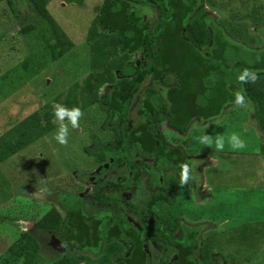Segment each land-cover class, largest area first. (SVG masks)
<instances>
[{"label": "trees", "instance_id": "16d2710c", "mask_svg": "<svg viewBox=\"0 0 264 264\" xmlns=\"http://www.w3.org/2000/svg\"><path fill=\"white\" fill-rule=\"evenodd\" d=\"M2 1L14 15L16 7L27 6L39 23L21 30L23 36L37 34L41 49L6 72L4 79L7 83L12 74L10 87L15 90L71 52L75 44L49 14L52 0ZM208 4L214 8L210 0ZM147 6L155 9L154 20ZM219 11L218 19L206 14L201 0H103L87 35L90 75L1 135L0 165L59 127L53 103L79 108L81 113L100 105L114 140L93 154L101 173L87 176L86 183L93 185L97 203L131 212L139 226L110 209L90 212L81 196L61 193L65 214L53 209L34 222L35 233L18 234L0 255V264H40L44 240L64 252L51 264H151L152 247L161 253L157 264H220L205 245L200 246L202 227L188 226L179 218L171 226L154 212L161 202L174 206L181 191L195 181L192 159L182 149L169 148L159 121L166 118L172 131L185 136L195 119L218 117L243 94L264 135V46L254 48L252 23L245 26L238 16L227 23ZM260 25L254 23L264 34ZM137 51L144 53V65L132 62ZM245 70L256 73L261 88L256 81L239 80ZM146 81L150 86L139 97L135 117L131 116L132 102ZM93 138L88 152L100 146ZM123 164L132 175L128 180H102ZM185 165L189 179L182 183ZM143 179L147 194L139 204L131 197Z\"/></svg>", "mask_w": 264, "mask_h": 264}, {"label": "rangeland", "instance_id": "374dc122", "mask_svg": "<svg viewBox=\"0 0 264 264\" xmlns=\"http://www.w3.org/2000/svg\"><path fill=\"white\" fill-rule=\"evenodd\" d=\"M208 1L201 0L206 14L218 19L220 10L227 23L234 22L237 16L244 25L252 23L254 48L264 46L263 32L254 27V23L258 22L264 28V0H210L214 4L213 9ZM102 4L103 0H84L83 4L69 3L67 0L50 1L47 6L49 14L75 44V48L63 58L50 63L33 79L22 82L20 87L12 90V74L7 76L6 83V72L41 49L37 34L23 36L21 30L27 24L38 26L39 23L27 6L16 7L14 15L6 1L0 3V136L90 75L87 35L97 15L96 10ZM147 7L154 20L155 9ZM131 57L132 62L143 65L146 62L142 51H137ZM255 84L258 88L262 87L260 81ZM149 86L150 82L146 81L132 102L131 116L135 117L139 97ZM131 121L135 119L131 117ZM159 123L160 131L168 139L169 148L182 149L192 159L195 181H190L192 185L188 190L181 191L174 206L158 203L154 210L157 217L171 226L179 218L188 226L202 227L200 246L205 245L209 252L218 257L220 264H264V135L257 126L253 110L249 106H227L211 120L195 119L185 136H178L172 131L166 118ZM68 129L67 144L61 145L54 138L57 128L0 165V255L18 234L35 233L34 222L51 210L65 214L59 201L61 193L81 196L90 212L110 209L139 226L131 212L97 203L93 198V185L86 183L87 176L101 173L93 154L102 145L114 140L100 105L83 111L78 127L72 129L68 124ZM232 132L239 133L245 140L243 150L233 151L228 147L226 138ZM204 133L213 139L218 135L225 137V148L217 151L214 145L207 147L199 144L197 137ZM93 137L100 141V146L88 152L94 143ZM131 176L123 164L105 174L102 180L120 183ZM145 182L143 179L135 187L131 201L144 203L147 194ZM111 196L119 195L111 193ZM176 236H179V232ZM41 249L40 264H51L64 253H60L57 245L48 240L43 241ZM150 255L151 264H157L160 250L152 247Z\"/></svg>", "mask_w": 264, "mask_h": 264}, {"label": "clouds", "instance_id": "9594fccd", "mask_svg": "<svg viewBox=\"0 0 264 264\" xmlns=\"http://www.w3.org/2000/svg\"><path fill=\"white\" fill-rule=\"evenodd\" d=\"M257 79V75L254 71L245 70L240 76L239 80L241 82H255ZM234 103L241 108L248 107V101H246L245 96L243 94H238L235 97ZM53 116L57 121H59V127L55 135V139L61 145L67 144L69 129L68 124L71 125L72 129H76L78 127V121L81 117L82 113L79 108H67L63 105L53 103ZM67 120V124L65 123ZM227 145L233 151L243 150L246 146L245 140L241 137V135L237 132H232L227 138ZM197 141L199 144L204 146H213L217 151H222L225 148V137L217 136L213 139L209 134H202L197 137ZM189 179V168L187 165L184 166L183 173L181 176V182H187Z\"/></svg>", "mask_w": 264, "mask_h": 264}, {"label": "water", "instance_id": "95a60500", "mask_svg": "<svg viewBox=\"0 0 264 264\" xmlns=\"http://www.w3.org/2000/svg\"><path fill=\"white\" fill-rule=\"evenodd\" d=\"M58 246V245H57ZM59 247V246H58ZM60 248V247H59Z\"/></svg>", "mask_w": 264, "mask_h": 264}]
</instances>
